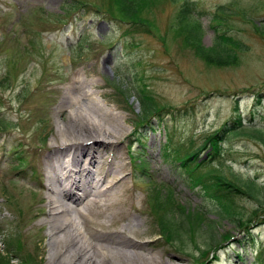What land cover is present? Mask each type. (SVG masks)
<instances>
[{
    "label": "rangeland",
    "instance_id": "obj_1",
    "mask_svg": "<svg viewBox=\"0 0 264 264\" xmlns=\"http://www.w3.org/2000/svg\"><path fill=\"white\" fill-rule=\"evenodd\" d=\"M67 1L75 0H0L1 255L12 235L11 240L17 237L21 248L17 255L28 254L30 264H50L47 183L54 171L48 165L53 161L48 154L62 143L54 138L65 118L60 115L63 89L66 80L78 72L95 81L97 86L91 90L96 99L115 108L122 117L116 126L125 129L119 141L102 152L101 165L90 175L105 181L103 186L124 178L120 190L130 204L124 210L141 220L145 239L169 261L166 264H261L264 37L256 31L255 23L264 24V0H195L205 46L213 44L216 32L211 25L221 7L230 13L225 14L222 29L247 46L238 52V63L226 67L208 66L181 37L174 36L181 0H157L149 14L166 36V43L143 28L127 33L133 26L110 18L101 8L102 0H82L89 5L64 14ZM83 38L87 39L85 48L79 46ZM140 75L159 105L166 107L161 116L164 121L155 114L152 123L144 127L137 124L141 106L133 92ZM72 104L67 103L66 109L71 111ZM237 106L245 121L253 123L242 132L224 135L222 155L202 167L252 190L251 194L228 193L225 203L234 214L224 218L208 197L213 193L207 191L206 196L200 187L191 186L178 162L164 159L163 148L170 143L178 149L176 156L197 149L206 136L236 114ZM252 126L262 129L263 137ZM143 132L148 138H141ZM14 149L21 152L12 154ZM211 153L210 147L202 150L201 162L211 158ZM68 155L63 157L67 160ZM139 158L147 164L146 173L138 168ZM28 164L30 171L21 172ZM155 186L158 197L170 190L180 208L190 213L203 211L199 233H183L181 241L162 235L152 200ZM4 258L10 264H21L19 258Z\"/></svg>",
    "mask_w": 264,
    "mask_h": 264
},
{
    "label": "bare ground",
    "instance_id": "obj_2",
    "mask_svg": "<svg viewBox=\"0 0 264 264\" xmlns=\"http://www.w3.org/2000/svg\"><path fill=\"white\" fill-rule=\"evenodd\" d=\"M96 86L77 72L63 89L65 118L54 138L62 143L48 154L54 171L47 183L50 264H166L145 239L141 220L124 210L130 205L120 190L124 178L103 186L105 181L90 175L101 165L102 152L125 134L116 126L122 117L115 108L96 99L91 90ZM67 103L74 106L71 111Z\"/></svg>",
    "mask_w": 264,
    "mask_h": 264
},
{
    "label": "trees",
    "instance_id": "obj_3",
    "mask_svg": "<svg viewBox=\"0 0 264 264\" xmlns=\"http://www.w3.org/2000/svg\"><path fill=\"white\" fill-rule=\"evenodd\" d=\"M181 1V7L177 12L175 19V27L178 28V30H176L174 36L177 38L181 37L184 45L187 48L194 50L196 55L208 66L226 67L237 64L239 60L238 52L245 51L247 46L235 35L229 34L227 29H222L223 25L226 24L224 22L226 21L225 16L230 14L228 9L221 7L215 13L214 24L211 25L216 32L213 44L211 46H205L203 43V25L200 19L197 17L200 14L197 1ZM83 2L84 1L82 0H75L73 2L67 1V4L64 6V14L70 12L71 10L78 8L82 9L83 7L89 5ZM156 4L157 0H102L101 8H104L105 12L110 18L133 26V28L128 29L127 33L137 30L136 28H143L146 33L151 34L153 37H157L162 42L166 43V36L159 32L154 18L149 16V14H151L153 9L156 7ZM222 14H224V16ZM255 28L256 31L264 37V24L258 25L255 23ZM86 40L87 39L83 38L80 42L79 46L81 48H85ZM117 46L118 44L114 45V47ZM133 46L137 45L133 43ZM137 81L138 84L136 83L135 86L136 91H133L135 94H138L137 98L141 106V116L137 124L139 127H144L152 123V118L155 116V114L161 118L163 115V110L166 107L159 105L149 86L143 82L144 79L141 77V75L137 77ZM257 102L260 103V99H257ZM236 104H238V102ZM160 120L164 121L165 118H161ZM249 123L251 124L253 122H246L237 106L236 114H234L233 117L226 121L221 127L206 136L204 142L197 149L176 156L174 153H176L178 149H173L170 143H166L163 148L164 159L169 162H178V165L181 167V170H183V173H186L184 175L188 176L191 186L194 188L200 187L205 194L207 191H211L213 193L211 197L207 194L206 196L215 202L214 207L217 205V213L221 214V216L224 218L234 214V212L232 213L229 209H227L228 204L225 203L228 193L251 194L252 190H250L247 185L245 187L246 189H244L237 182L227 178V176L222 173H216L213 170L203 171L202 167L208 165L213 161V159L219 158L222 155V140L224 139V135H227V133L235 134L242 132L248 127ZM160 124L163 123L160 121ZM151 127L152 130H156L154 126ZM252 128L263 137L262 129H260L258 126H252ZM142 137L148 138V135L143 132V136H141V138ZM141 146L145 145L141 144ZM207 147L212 149V157L208 158L202 163V157L200 154L201 151ZM19 152L21 151L14 149L12 154H18ZM20 157L21 156L18 158ZM139 159L140 161L137 162L138 168L141 172H145V170H147V164L145 160H142L141 158ZM20 171L23 173L29 172L30 164L23 166ZM206 179H209L207 183L205 182ZM157 189L158 187L156 186L154 189H151L153 191L152 200H154V211L156 213L158 212L160 217L159 228L162 232V235L170 241H181L183 233L190 235L194 233L195 230L197 233H199L204 224L203 211L197 210L196 212L192 213L189 211L187 212L184 207L180 208L181 205H179L177 200L173 197L172 192L169 193L170 190H168L166 194L164 193L163 196L158 197ZM178 210L180 211V217L176 218L175 213L178 212ZM250 235L253 237L252 234ZM10 237L12 238V235H10ZM11 238L9 242H5L6 248L4 250V256H13L14 258H19L21 260V264H30L32 259H30V256L27 258L28 254L21 255L23 258L16 254V251L21 249L17 245V237H15L13 241ZM239 252L240 251L238 250L237 254H239ZM0 256H2L1 253ZM4 256L2 257L4 258ZM238 257L240 258V255H238ZM2 259H0V264H10V260L4 258L6 260L4 263ZM258 262L264 264V259H259Z\"/></svg>",
    "mask_w": 264,
    "mask_h": 264
}]
</instances>
